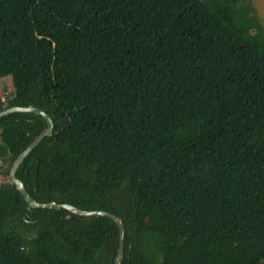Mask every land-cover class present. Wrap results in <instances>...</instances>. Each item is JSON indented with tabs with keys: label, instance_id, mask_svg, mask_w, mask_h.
<instances>
[{
	"label": "trees",
	"instance_id": "obj_1",
	"mask_svg": "<svg viewBox=\"0 0 264 264\" xmlns=\"http://www.w3.org/2000/svg\"><path fill=\"white\" fill-rule=\"evenodd\" d=\"M4 79L0 111L33 106L53 124L16 178L38 203L117 216L121 264H264L252 0H0ZM45 128L1 117L0 160ZM118 235L106 217L27 210L0 183V264H114Z\"/></svg>",
	"mask_w": 264,
	"mask_h": 264
},
{
	"label": "water",
	"instance_id": "obj_2",
	"mask_svg": "<svg viewBox=\"0 0 264 264\" xmlns=\"http://www.w3.org/2000/svg\"><path fill=\"white\" fill-rule=\"evenodd\" d=\"M13 113H32L41 116L46 122V128L43 131H41L38 134V136L28 145V147L15 158L8 172V179L10 183H12L15 186L16 190L22 195L23 200L27 205V210L36 209V208L66 210L72 215L83 216V217L97 216V217H106L111 219L116 224L119 234L118 235L119 242H118L116 255L114 258V264H121L122 255H123L124 228L121 220L117 216L105 211H83L69 204H57L54 202L38 203L27 193L23 183L16 178L15 174L18 167L21 165L23 160L29 155V153L41 142V140L45 136L52 133L53 124L51 118L43 110L35 108L33 106H27V107L16 106L5 109L3 111H0V118Z\"/></svg>",
	"mask_w": 264,
	"mask_h": 264
},
{
	"label": "rangeland",
	"instance_id": "obj_3",
	"mask_svg": "<svg viewBox=\"0 0 264 264\" xmlns=\"http://www.w3.org/2000/svg\"><path fill=\"white\" fill-rule=\"evenodd\" d=\"M252 6L260 20L264 33V0H252ZM12 90V84L9 79L0 80V97L3 99L5 94H9ZM10 163L6 160H0V183H6L8 180V170Z\"/></svg>",
	"mask_w": 264,
	"mask_h": 264
}]
</instances>
